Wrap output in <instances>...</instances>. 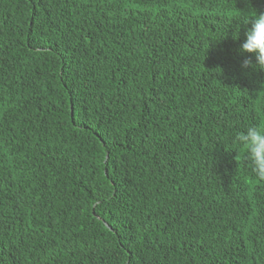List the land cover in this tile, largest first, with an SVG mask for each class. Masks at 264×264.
I'll use <instances>...</instances> for the list:
<instances>
[{"label": "trees", "instance_id": "16d2710c", "mask_svg": "<svg viewBox=\"0 0 264 264\" xmlns=\"http://www.w3.org/2000/svg\"><path fill=\"white\" fill-rule=\"evenodd\" d=\"M250 8L0 0V264H264Z\"/></svg>", "mask_w": 264, "mask_h": 264}, {"label": "clouds", "instance_id": "9594fccd", "mask_svg": "<svg viewBox=\"0 0 264 264\" xmlns=\"http://www.w3.org/2000/svg\"><path fill=\"white\" fill-rule=\"evenodd\" d=\"M238 18L242 24L251 21V27L245 33L246 38L240 46V51L242 54L251 53L255 57L254 61L252 56H247L242 62V67L264 69V12L250 8L248 11H242ZM239 28L236 29L237 37ZM233 140L244 150L243 159L251 165L252 174L259 181H264V126L260 124L246 126L242 131L235 133ZM233 149L241 155L238 148Z\"/></svg>", "mask_w": 264, "mask_h": 264}, {"label": "water", "instance_id": "95a60500", "mask_svg": "<svg viewBox=\"0 0 264 264\" xmlns=\"http://www.w3.org/2000/svg\"><path fill=\"white\" fill-rule=\"evenodd\" d=\"M107 156H108V154H107Z\"/></svg>", "mask_w": 264, "mask_h": 264}]
</instances>
